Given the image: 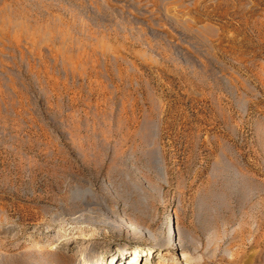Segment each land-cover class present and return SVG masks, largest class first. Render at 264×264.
Wrapping results in <instances>:
<instances>
[{
    "label": "rangeland",
    "instance_id": "rangeland-1",
    "mask_svg": "<svg viewBox=\"0 0 264 264\" xmlns=\"http://www.w3.org/2000/svg\"><path fill=\"white\" fill-rule=\"evenodd\" d=\"M120 261L264 264V0H0V264Z\"/></svg>",
    "mask_w": 264,
    "mask_h": 264
},
{
    "label": "bare ground",
    "instance_id": "bare-ground-1",
    "mask_svg": "<svg viewBox=\"0 0 264 264\" xmlns=\"http://www.w3.org/2000/svg\"><path fill=\"white\" fill-rule=\"evenodd\" d=\"M172 219H173V216H171V215H169L167 218H166V221L168 222L169 221V224H168V226H167V236L169 237V239H171L173 236H176L177 234H176V228H175V225H174V223H173V221H172ZM148 233V235H150L151 236V233H149V232H147ZM165 235V236H166ZM153 238H154V236H153ZM173 240V239H172ZM169 242V241H168ZM166 243H167V241H166ZM165 242H162V239H160L159 240V242H156L155 243V245H157V246H168V244H166ZM183 247L180 245V244H178V246H177V249L180 251V253H181V256L182 257H184V258H186V255H184L183 254V252H182V249ZM164 249H166V247L164 248ZM151 250V249H150ZM183 254V255H182ZM188 258V257H187ZM119 264H124V262L123 261H120L119 262Z\"/></svg>",
    "mask_w": 264,
    "mask_h": 264
}]
</instances>
